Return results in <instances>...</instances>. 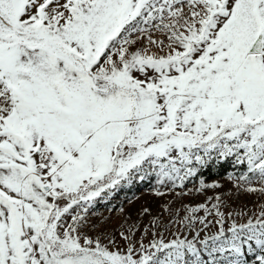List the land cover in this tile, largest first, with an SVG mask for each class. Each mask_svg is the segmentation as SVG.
<instances>
[{
  "label": "snow or ice",
  "instance_id": "snow-or-ice-1",
  "mask_svg": "<svg viewBox=\"0 0 264 264\" xmlns=\"http://www.w3.org/2000/svg\"><path fill=\"white\" fill-rule=\"evenodd\" d=\"M214 158L264 195V0H0V264H264V204L161 214L147 242L91 218Z\"/></svg>",
  "mask_w": 264,
  "mask_h": 264
},
{
  "label": "rangeland",
  "instance_id": "rangeland-1",
  "mask_svg": "<svg viewBox=\"0 0 264 264\" xmlns=\"http://www.w3.org/2000/svg\"><path fill=\"white\" fill-rule=\"evenodd\" d=\"M220 161H223V167L219 166ZM197 167V174L186 180V187L183 189L172 188L168 181L164 185L158 184V177L154 173L145 176L143 180L137 178L131 184H123L108 196L98 198L92 207L91 218L107 221L110 226L123 224L124 229L133 227L136 235H144L147 242L151 238V232L156 231L152 222L161 214L163 220L172 225L171 231H175L179 226L175 222L185 215L186 208L196 207L201 203L211 207V204L217 202L216 197L223 201L221 210L233 213L238 222H246L248 216L258 212L260 205L264 204V195L246 191L249 185L238 188L242 183L238 178L246 171V167L238 165L234 158H214L206 166ZM201 179L206 185L217 184L219 187L201 189ZM251 186L259 188V180L254 179ZM198 189L200 190L197 191ZM145 208L150 209L151 214L143 213ZM168 209L174 214L171 217ZM237 213L243 215H235ZM197 215H204L203 210ZM144 229H148V234L144 233Z\"/></svg>",
  "mask_w": 264,
  "mask_h": 264
},
{
  "label": "trees",
  "instance_id": "trees-1",
  "mask_svg": "<svg viewBox=\"0 0 264 264\" xmlns=\"http://www.w3.org/2000/svg\"><path fill=\"white\" fill-rule=\"evenodd\" d=\"M219 164L220 167H223V161H220Z\"/></svg>",
  "mask_w": 264,
  "mask_h": 264
}]
</instances>
